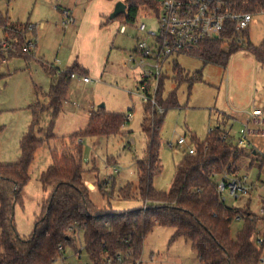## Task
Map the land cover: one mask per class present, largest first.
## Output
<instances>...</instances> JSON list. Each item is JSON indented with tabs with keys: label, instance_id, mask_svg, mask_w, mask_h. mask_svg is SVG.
Returning <instances> with one entry per match:
<instances>
[{
	"label": "rangeland",
	"instance_id": "obj_1",
	"mask_svg": "<svg viewBox=\"0 0 264 264\" xmlns=\"http://www.w3.org/2000/svg\"><path fill=\"white\" fill-rule=\"evenodd\" d=\"M86 4V0H0V11L12 22L36 26L34 30H27L26 39L35 41V46L26 56L7 58L4 59L5 62L1 60L0 70L6 78L0 92V126L3 127L0 131V164H12L20 159L22 137L33 121L30 106L38 100L47 101L43 94H37L35 90L36 86L44 91L50 89L52 77L45 67L54 65L60 70H65L71 64V55H80L81 47H77V39L82 25L80 19L84 16ZM68 9L76 22L65 26L64 11ZM104 18V24L102 28L98 26V31L114 42L101 77H91L93 80L90 83L72 78L68 95L55 121L52 122V109L41 114L39 127L42 132L37 135L41 139H46L48 135L53 139L45 141L37 149L29 170L30 180L22 190V203L16 207L17 230L24 238H29L34 232L36 218L42 213L43 202L52 191L51 188H44L40 178L53 164V151L56 148L58 151L67 152L82 146L84 183L91 200L99 208L119 213L143 206L137 188V162L144 157L147 146L144 129L150 127L151 115L145 111V102L138 90L141 72L135 65L128 64V57L139 38H144V33L140 32L138 27L145 24L148 31L157 30L158 15L142 8L133 25L126 24L119 18ZM122 26L127 27L126 33L121 32ZM88 27L92 32V27ZM250 35L254 45L264 41V11L254 14ZM3 40L5 33L0 29V44ZM252 60L245 52H239L235 58L231 57L227 67H222L205 63L193 56H182L179 58L180 65L189 76L193 77L199 73L201 78L192 83L181 84L177 81L178 70L175 68L176 76L173 79L169 70L174 65V56L162 63L164 71L170 76L165 81L164 96L168 97L176 90L180 107L168 110L164 118L160 153L163 170L154 178V187L157 190L170 189L176 166L187 153L188 145L195 146L194 136L197 140L204 141L211 127L215 128L221 122L217 108L228 103L229 87L233 85L234 98H245L248 94L255 77ZM256 79L259 90L257 95L264 98V73H258ZM102 104L111 112L126 116L132 113V118L124 125L121 133L98 138L71 137L85 129L91 113ZM237 129L238 126H235L234 130ZM49 130L54 135L49 134ZM181 137L186 138V145L178 144ZM80 140H83V144L79 143ZM262 152L264 153V147L259 155L255 156L253 166H250V152H247L248 156L241 157L238 164L240 174H248L250 180H256L262 164L261 156L264 155ZM220 179L219 176L216 181ZM100 180L108 181V192L103 193L100 190ZM129 182L134 185V196L127 200L120 199L119 189ZM258 194L259 191L253 194L250 207L257 215L259 231L263 234L262 203L258 200ZM224 196L227 198L225 203L230 207H240L248 199L247 196L233 198L228 191H225ZM243 224L241 219L232 224L233 238ZM174 232L172 227L155 226L148 234L142 257L136 264H201L191 243L184 237L173 239ZM77 240L78 252L67 247L64 256L55 264H92L84 249L82 234H79ZM260 264H264V248Z\"/></svg>",
	"mask_w": 264,
	"mask_h": 264
},
{
	"label": "trees",
	"instance_id": "obj_2",
	"mask_svg": "<svg viewBox=\"0 0 264 264\" xmlns=\"http://www.w3.org/2000/svg\"><path fill=\"white\" fill-rule=\"evenodd\" d=\"M114 1V0H109ZM162 0H124L127 11L116 18L134 24L142 8L159 13ZM233 10L259 13L264 10V0H229ZM115 18V19H116ZM111 20V18H110ZM0 29L4 30L8 43L7 55L0 47L1 60L26 56L23 51L28 25L12 22L0 11ZM245 41L237 42L235 26L228 23L219 39L208 40L192 52L205 63L227 67L231 56L239 50H249L264 67V41L254 45L249 38V29L244 32ZM52 77L49 91L43 92L45 102L31 105L33 121L21 140V157L12 164H0V264H55L64 256L67 247L76 249L79 234H82L84 249L92 264H136L140 261L145 240L155 226L175 229L173 239L184 237L197 251L202 264H260L264 248V233H260L257 215L251 210L250 201L244 207H230L221 199L216 188V179L225 171L238 174L239 161L248 151L224 139L221 128L209 132L204 141H195V153L188 151L177 164L175 175L168 191L154 187V178L162 172L160 159L161 130L168 110L180 107L177 91L164 96L165 79L160 78L158 103L165 109L159 114L150 102L145 111L151 115V125L144 129L147 140L144 157L137 162L138 195L143 201L139 209L114 213L111 209L99 208L90 198L84 183L85 164L82 146L67 152L53 151V164L41 174L44 188H51L43 202L42 213L36 218L34 232L29 238L22 237L16 226L15 211L22 203V190L30 180V166L37 149L49 142L38 137L40 117L46 110H53L55 121L62 110L70 89L71 75H85L88 71L74 64L60 70L45 67ZM181 68V67H180ZM178 70V83L193 82L195 77ZM6 75L0 70V92ZM151 111V112H150ZM1 113V111H0ZM128 123L126 115L99 107L91 113L84 130L71 137H102L121 133ZM3 127L0 126V131ZM49 134L54 135L51 130ZM259 152H250L251 163ZM259 174L264 171V155L261 156ZM98 171V167H97ZM108 181L100 180L103 193ZM134 185L127 183L118 191L120 199L134 196ZM114 194V193H112ZM243 227L233 238L231 227L238 220ZM262 225H264V215ZM260 238L263 242H260ZM80 253V251H79Z\"/></svg>",
	"mask_w": 264,
	"mask_h": 264
},
{
	"label": "built area",
	"instance_id": "obj_3",
	"mask_svg": "<svg viewBox=\"0 0 264 264\" xmlns=\"http://www.w3.org/2000/svg\"><path fill=\"white\" fill-rule=\"evenodd\" d=\"M157 15V30L148 31L145 24L138 27L139 31L144 33V38H139L134 51L129 54L128 64L135 65L141 72V84L138 90L143 101L150 102L158 109L159 114H164L165 109L158 103L160 78L164 75L162 63L178 53H192L208 40L219 39L228 23L234 24L237 42L243 43L245 41L243 34L250 28L254 14L233 10L229 0H162ZM64 16L66 20L63 25L75 24L76 20L69 10L64 11ZM35 28L36 26L32 24L28 26L29 30ZM126 31L127 27L123 26L121 32ZM34 46L35 41L27 40L23 51L29 53ZM0 47L4 53H8V43L5 40L1 42ZM71 78H77L86 83L93 80L79 73H73ZM131 118L132 113H129L126 119L129 121ZM214 130L215 128H211L210 132ZM223 138L251 152H259L260 143H264V107L252 103L248 118L238 137L232 140V132L227 131L224 132ZM79 143L83 144V140ZM178 144L186 145V138L181 137ZM187 151L193 154L195 148L188 145ZM220 177L216 188L224 202L227 200L224 196L225 191L238 199L248 196L256 187L248 175L240 176L225 171ZM261 214L264 215V207L261 208ZM237 219H241V216ZM260 242H263L262 238Z\"/></svg>",
	"mask_w": 264,
	"mask_h": 264
},
{
	"label": "crops",
	"instance_id": "obj_4",
	"mask_svg": "<svg viewBox=\"0 0 264 264\" xmlns=\"http://www.w3.org/2000/svg\"><path fill=\"white\" fill-rule=\"evenodd\" d=\"M119 1H124V0H114V1H109V0H88L87 1L86 0L87 4H86L85 11H84V16L80 19L82 25L79 29L78 39H77V47H81V52H80V55L78 54L71 55L70 57L71 64L67 68L73 66L74 64H78L79 66L85 68L88 71V73L85 74V76H89L93 78L101 77L102 75L101 73L104 70L105 64L108 60V56L111 53L110 51L112 50L114 41L110 39L109 37H106L105 35H103L102 32L100 33L98 31V26L100 25V27L102 28L104 24V20H105L104 17H107V16L109 17L111 15V13L114 11L116 3ZM88 26L92 27V32ZM249 34H250V28H249ZM249 38L251 41V35H249ZM239 52H245L248 58H250L251 60L253 59L252 62L254 63L255 77H254L253 82L250 85L249 92L245 96V98H242V97L234 98L232 96L233 85H231V87H229V90H228V103L226 102L224 105H220L217 108V114H219L218 119L221 121L218 123L217 127L221 128L223 132L231 131L233 134L232 140L236 139L238 137V134L241 132L243 128V124L248 118V112H249V108L251 104L254 103L256 105L264 107V98L263 96L258 97L257 94L259 90L256 86L257 85V79H256L257 74L261 72L264 73V67L260 63H258V61L256 60L255 56L252 54V52L246 49L235 52L231 56L232 59L235 58ZM182 56L196 57L195 55L191 53H178L174 55V61H173L174 65L171 67V69H169L172 72V79L176 76L175 68L177 65H179L184 70V68L180 65V62H179V58ZM258 64H260L261 66H259ZM51 66L55 67L54 65H51ZM186 74L188 73L186 72ZM198 74L199 73L195 74L193 77H195V79L201 78V75H198ZM164 76L166 77L165 81L170 78V76H168L167 72L165 71H164ZM35 90L37 94L47 92V91L42 90L39 86H36ZM235 126H238L237 130H234ZM263 147H264V143H260V147L258 148V151L261 152V149ZM247 152H251V151L249 150L246 151L245 155H247ZM262 154L264 153L262 152ZM263 174H264V171L261 172V174H258L256 180H250L252 183L256 185V187L249 194V196H247L248 199L240 207L246 206L247 202L251 201L253 194L257 191H259L258 200H260L262 203L261 208L264 207L263 205V202H264ZM237 175L241 176L243 174H240V171H239ZM244 175H248V174H244ZM249 179H250V176H249Z\"/></svg>",
	"mask_w": 264,
	"mask_h": 264
},
{
	"label": "water",
	"instance_id": "obj_5",
	"mask_svg": "<svg viewBox=\"0 0 264 264\" xmlns=\"http://www.w3.org/2000/svg\"><path fill=\"white\" fill-rule=\"evenodd\" d=\"M127 5L123 1H119L116 3L114 11L111 13L110 18L115 19L117 16L126 13ZM105 104L100 105V107H105Z\"/></svg>",
	"mask_w": 264,
	"mask_h": 264
}]
</instances>
